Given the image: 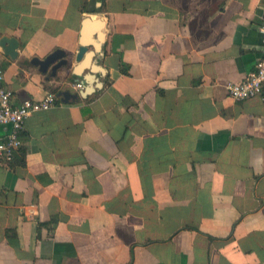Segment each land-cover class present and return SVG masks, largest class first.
Wrapping results in <instances>:
<instances>
[{
    "label": "crops",
    "instance_id": "obj_1",
    "mask_svg": "<svg viewBox=\"0 0 264 264\" xmlns=\"http://www.w3.org/2000/svg\"><path fill=\"white\" fill-rule=\"evenodd\" d=\"M263 24L264 0H0L14 102L104 83L0 163V264H264V101L227 89ZM82 45L55 77L32 63Z\"/></svg>",
    "mask_w": 264,
    "mask_h": 264
},
{
    "label": "built area",
    "instance_id": "obj_2",
    "mask_svg": "<svg viewBox=\"0 0 264 264\" xmlns=\"http://www.w3.org/2000/svg\"><path fill=\"white\" fill-rule=\"evenodd\" d=\"M261 41L264 48V24L260 28ZM3 50L0 44V52ZM5 71L0 66V127L9 126L10 130L0 135V163L10 164L21 149L23 133L27 118L39 111H46L57 105L60 97L55 91H48L39 99L26 98L19 103L14 102L15 92L3 85ZM83 89L82 83L77 84ZM229 96L243 101L260 98L264 101V53L256 63L255 68L239 82H230L227 85Z\"/></svg>",
    "mask_w": 264,
    "mask_h": 264
},
{
    "label": "water",
    "instance_id": "obj_3",
    "mask_svg": "<svg viewBox=\"0 0 264 264\" xmlns=\"http://www.w3.org/2000/svg\"><path fill=\"white\" fill-rule=\"evenodd\" d=\"M89 23V19L85 21V28ZM0 44L4 48V51L12 56L13 58L18 56V39L15 37H8L4 36L0 40ZM87 46L82 45L77 50L76 54L71 57H68V53L63 49H56L55 51L48 54L45 58H38L35 57L32 59V63L39 67V69L44 73H49V76L55 77L59 70L63 67L70 66L73 60L81 61L87 51ZM74 70H80V68H75ZM76 72V71H75ZM100 73H102L100 71ZM86 84L83 89L79 90L78 92H72L70 90H60L58 95L62 102H72L76 101L79 98H86L89 95L96 92L103 86V81L100 79L99 76H96L92 71L90 74L83 75Z\"/></svg>",
    "mask_w": 264,
    "mask_h": 264
},
{
    "label": "trees",
    "instance_id": "obj_4",
    "mask_svg": "<svg viewBox=\"0 0 264 264\" xmlns=\"http://www.w3.org/2000/svg\"><path fill=\"white\" fill-rule=\"evenodd\" d=\"M125 70V69H124Z\"/></svg>",
    "mask_w": 264,
    "mask_h": 264
}]
</instances>
